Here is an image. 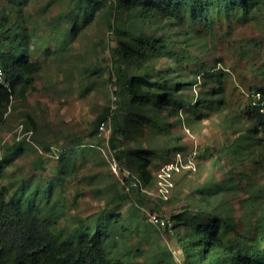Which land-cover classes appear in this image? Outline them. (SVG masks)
<instances>
[{
	"label": "rangeland",
	"instance_id": "374dc122",
	"mask_svg": "<svg viewBox=\"0 0 264 264\" xmlns=\"http://www.w3.org/2000/svg\"><path fill=\"white\" fill-rule=\"evenodd\" d=\"M0 8L11 15V26L25 35L32 60L41 65L34 77L35 88L25 93L17 89L4 116L0 188L12 193L24 187L30 194L50 187L48 206L53 204L61 212L64 228L82 221L89 224L101 215L109 217L115 213V205L109 203L112 196L129 193V199L121 203L123 215L130 219L131 210L138 209L149 228L138 237L117 238L118 250L130 247V264H161L155 260L161 248L171 250L176 263L184 264L175 236L150 223L151 215L172 218L188 207L194 214L215 210L233 217L240 234L254 236L255 221L264 218V146L251 136L253 120L248 109L255 89L264 91V9L249 16L215 11L207 25H187L184 32L189 37L178 35L181 43H187L180 63L153 60L157 70L171 69L173 79L179 76L189 84L179 93L181 100L203 103L173 116L174 109L169 107L147 110L145 119H129L126 114L122 118L125 147L149 149L155 161L151 170L174 162L177 152L193 157V168L172 178L168 202L160 198L157 177L151 185L140 187L143 202H138L137 195L125 190L110 169L115 157L110 145L113 121L108 119L102 135L93 134L96 119L121 101L115 93L117 73L111 61L114 35L104 12L89 24L80 20L82 27L72 37L73 0H28L20 12L8 0H0ZM213 74L222 82L226 104L218 105L217 99L209 108L210 91L218 85L211 81ZM199 114L202 117L197 119ZM148 116L161 122V127L155 128ZM19 141L23 142L20 151L11 150ZM61 156L64 173L58 169ZM127 167L136 174L134 156Z\"/></svg>",
	"mask_w": 264,
	"mask_h": 264
},
{
	"label": "trees",
	"instance_id": "16d2710c",
	"mask_svg": "<svg viewBox=\"0 0 264 264\" xmlns=\"http://www.w3.org/2000/svg\"><path fill=\"white\" fill-rule=\"evenodd\" d=\"M8 1L17 12L28 3V0ZM73 1L76 12L73 14L74 27L70 31L72 37L82 27H79L80 20L89 24L98 13L104 12L115 41L111 61L117 73L115 84L118 91L115 93L121 101L119 107H115V114V108L107 109L96 119L93 134L99 132L101 122L110 118L115 125L110 138L115 158L123 169H129L147 187L156 180L160 167L155 168L157 171L151 170L155 161L149 149L131 151L125 147L126 125L122 118L126 114L129 119H145V111L154 112L169 107L174 109L173 116L187 107L198 109L203 103L200 100L191 105L181 100L179 93L189 84L180 80L179 76L173 79L171 69L165 72L157 70L153 60L167 58L180 63L186 54L187 43H181L178 35H191L184 32L187 25L189 28L202 23L207 25L215 11L227 14L240 12L249 16L264 9V0ZM24 36L11 26V15L0 8V69L10 83L9 89L0 87V128L16 90L21 89L23 93L33 90L34 77L41 69L40 63L32 60L29 41H25ZM214 80L218 85L210 91L211 98L207 100L209 108L216 104L217 99L218 105L226 104L223 85L216 74L211 77V81ZM255 90L253 103L248 109L253 120L250 132L257 143L264 146V91ZM257 94L261 95L260 99L256 98ZM126 96L128 100H125ZM201 117L199 114L197 119ZM133 121L141 122L138 119ZM147 121L154 123L155 128L161 127V122L155 121L153 116H148ZM32 124L35 126L34 122ZM21 143L17 142L10 149L20 151ZM239 147L243 148L242 141ZM178 153L187 158L183 152ZM131 156L136 159V174L127 167ZM65 166L61 156L59 171L64 173ZM2 167L3 161L0 162V169ZM125 181L130 182V179ZM140 190L137 186L131 192L137 195L138 202H143ZM201 192L204 193V190ZM128 195L116 193L112 196L109 203L115 205V213L109 217L101 215L96 220H89V224L82 221V224L64 228L60 224L61 212L53 204L48 206L52 196L50 187L42 193L33 191L30 194L25 193L24 187L12 193L6 187L0 188V264H130V247L118 250L120 243L117 238L127 234L138 237L140 233L149 232V228L138 209L131 210L130 219L123 215L121 203L129 199ZM168 219L172 225L162 231L175 236L184 254V264H264L262 217L255 221V234L251 238L237 231L233 217H226L215 210L209 214H194L193 209L188 207ZM142 238L139 236V239ZM155 260L161 264H177L172 251L167 248H161Z\"/></svg>",
	"mask_w": 264,
	"mask_h": 264
},
{
	"label": "built area",
	"instance_id": "2783aa9c",
	"mask_svg": "<svg viewBox=\"0 0 264 264\" xmlns=\"http://www.w3.org/2000/svg\"><path fill=\"white\" fill-rule=\"evenodd\" d=\"M0 87H4L9 89L10 83L6 80L3 71L0 69ZM256 98L260 99L261 95L257 94ZM108 120H105L100 123L99 126V134L105 131ZM32 133V132H30ZM192 156L184 158L182 154L178 153L174 157V162H169L161 167L160 172H158L157 180L160 186V198L164 201H168L170 197V189L173 188V183L171 182L172 178L175 175H180L184 170H191L193 168ZM110 169L112 173L118 176L123 183V187L125 190L130 191L134 187H142V182L139 178L134 176L130 170L123 169L120 165L119 161L114 157L112 161H110ZM130 179V182H126L125 179ZM166 187V190L163 188ZM150 223L160 229H166L172 225V221L168 218L151 215L149 218Z\"/></svg>",
	"mask_w": 264,
	"mask_h": 264
}]
</instances>
